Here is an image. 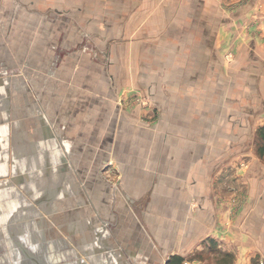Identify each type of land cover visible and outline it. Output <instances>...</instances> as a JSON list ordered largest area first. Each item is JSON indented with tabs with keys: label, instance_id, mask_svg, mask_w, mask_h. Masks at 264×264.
Returning <instances> with one entry per match:
<instances>
[{
	"label": "crops",
	"instance_id": "0c3cea01",
	"mask_svg": "<svg viewBox=\"0 0 264 264\" xmlns=\"http://www.w3.org/2000/svg\"><path fill=\"white\" fill-rule=\"evenodd\" d=\"M9 1L0 75L25 61L17 163L31 198L53 191L54 244L77 264H264V0H25L17 21Z\"/></svg>",
	"mask_w": 264,
	"mask_h": 264
},
{
	"label": "rangeland",
	"instance_id": "374dc122",
	"mask_svg": "<svg viewBox=\"0 0 264 264\" xmlns=\"http://www.w3.org/2000/svg\"><path fill=\"white\" fill-rule=\"evenodd\" d=\"M9 3H10V7H13L14 9L13 12L15 16L14 15L13 16L15 20L16 21L19 20L20 18L16 16V14L17 15L20 13L22 14V10L25 11V6H26L25 0H10ZM234 6L227 7V8L233 9L235 8ZM29 8L37 10L36 8H31V7ZM52 9L53 7L52 8L49 7V9L47 7V11L49 10V12L47 13V16L50 13H52ZM18 11H21V12H18ZM14 18H13V21H14ZM24 38H25V35H24ZM226 56H225V60L229 61L232 58L229 56V59H227L228 57ZM17 62L18 64H15V67L12 63L11 64L9 63V65H7L8 67L5 66V68H3L2 70L4 73L6 72L7 73L0 75V84L2 83L5 85L9 84L10 87L11 85L14 86L16 84L17 85L16 88H18L17 91L13 90V92L12 91L3 92L5 95V99H6L3 105H5V107L7 108L6 109L7 111L6 113H4L5 118L3 117L2 122H0V126L2 127L8 126L11 130L9 129L5 133V136H3L2 141H0V145H1L0 146V164H3V166L0 167V201L4 200V198H7L9 203H12L13 206H17L18 201H22V199H24L27 205L25 209V214L26 212H31V213H29V215H25V217L29 216L28 217L29 219H25L21 217L13 218V221H12L13 228H14L13 246H11L10 248L8 247L7 250L0 249V264H26L27 262H29V264H34L33 259L35 257L32 256V253L38 252L40 250L43 251L45 259L49 261L48 264H52V263L54 264H77V261H76L77 254L76 253L78 254L80 253L83 256V261H84L86 259L85 254H83L85 251L83 250L84 251L83 252L82 250L78 249L76 246H73L74 244H71L73 246L71 247L69 244H67L66 240H64L66 243L63 242L61 247L60 245L59 246L55 245L54 241L62 238L59 233L60 231L58 232V229L50 228L49 224L46 225L45 223H43L45 219L42 221L39 219L38 215H36L37 209H39V205L36 203V201L40 199L41 197L44 198V196L45 197L51 196L53 194V191L51 192V194L48 195L49 192L47 191L49 190H47L46 187L40 188V186H38L39 190L41 191L40 195L38 197L31 198L30 196L31 194H33V191L30 188L28 189L27 187H25V182H23V180L25 178L27 179L28 177L27 172L25 171V166L19 165L17 163V160H19V155H18L17 149L15 148H17L19 138H22L24 136V139H25V134H24L25 133V106L21 107L22 104H20V102L22 101L25 102V66L24 68L21 67V65L23 64L25 65V61L24 63L20 60ZM26 98H28V95L26 96ZM31 99L32 101L30 103L34 101L32 96H30V100ZM130 102L132 103L131 105L134 104L142 108H145L147 106V99L142 94L133 96ZM27 103L29 102L27 101ZM38 116L39 115L32 116L33 118L31 117L30 119L33 128L35 127L41 128L42 126L41 123H39ZM18 133H21V134H18ZM82 174H83V171L80 172V175ZM25 198H27L28 200ZM53 198L54 196L53 197L51 196L50 200L51 199L53 200ZM238 199H239V196L232 195L231 203L238 201ZM228 211L230 213L232 212L230 210V207ZM16 212L20 213L21 215L22 211L18 210ZM43 216L49 219L47 220V223L48 222L50 223V221L51 223H53V220H51L46 214ZM5 220H6L5 218L3 219L0 218V228L1 227L4 228L3 222ZM1 223H3V225H1ZM21 227L25 228L26 230L23 232L22 230H20ZM40 230H42V232L44 231L43 235L46 237V242L43 241V235L39 236L37 234L38 231ZM28 231H30L31 239H34V240L36 239L37 242H35L36 244H32L31 246L24 245L25 247V251H24L22 249L23 247H21L20 244H23V243L25 244V239H24L25 232L27 233ZM61 235L64 236L63 232H61ZM16 238H19L18 239L19 244H17ZM0 248H6V246L1 245ZM30 248L32 250H30ZM53 251H55V254L57 255L60 254V257H55V258H59L58 261L56 262H52L51 261L52 258H50L52 257L51 255L53 254ZM215 258L216 257H215L214 251H210V252L194 253L193 255L190 256L188 260L189 262H198V260H200L202 263H205V264H214ZM182 262H183V259H182ZM171 264H174V263L171 262Z\"/></svg>",
	"mask_w": 264,
	"mask_h": 264
},
{
	"label": "flooded vegetation",
	"instance_id": "af4514ba",
	"mask_svg": "<svg viewBox=\"0 0 264 264\" xmlns=\"http://www.w3.org/2000/svg\"><path fill=\"white\" fill-rule=\"evenodd\" d=\"M11 204L12 203H9L7 198H4V200L0 201V218L6 219L3 222L4 228L3 227L0 228V246L3 245V246H6V248H0L1 250H7L8 247L10 248L11 246H13V237H14V234H13L14 228H13V224H12L13 218L14 217L25 218V209L27 207V205L25 204V200L22 199V201H18L17 206H13V204L12 205ZM18 210L22 211L21 215H20V213L16 212ZM13 212H15V213H13ZM3 223H1V225H3ZM20 230H22L24 232L25 228L21 227ZM18 239L19 238H16L17 244H19ZM24 245H25L24 243L20 244V246L23 247L22 249L25 251ZM32 256H34L36 258V259L35 258L33 259L34 264H48V262H49L45 259V256H44V253L42 250L32 253ZM26 264H29V262H27Z\"/></svg>",
	"mask_w": 264,
	"mask_h": 264
},
{
	"label": "trees",
	"instance_id": "16d2710c",
	"mask_svg": "<svg viewBox=\"0 0 264 264\" xmlns=\"http://www.w3.org/2000/svg\"><path fill=\"white\" fill-rule=\"evenodd\" d=\"M257 136H258L259 141H261L264 144V125L258 129ZM173 263L174 264H181L182 259L178 258V257H174Z\"/></svg>",
	"mask_w": 264,
	"mask_h": 264
},
{
	"label": "bare ground",
	"instance_id": "6f19581e",
	"mask_svg": "<svg viewBox=\"0 0 264 264\" xmlns=\"http://www.w3.org/2000/svg\"><path fill=\"white\" fill-rule=\"evenodd\" d=\"M8 83H9V82H8ZM90 219H91V218H90ZM89 221H90V220H89ZM89 221H88V223H89ZM92 227H93V226H92ZM87 228L89 229L88 226H87ZM72 230H73V229H72ZM71 232H72V231H71ZM94 239H95V238H94ZM105 241H106V240H105ZM84 242H85V240H84ZM84 242H83V244H84ZM85 245H86V244H85ZM94 246H95V245H94ZM83 247H84V246H83ZM87 247H88V246H87ZM106 247H107V246H106ZM106 247H105V248H106ZM95 248H97V247H95ZM102 249H104V248H102ZM106 249H107V248H106ZM86 251H87V250H86ZM113 251H114V250H113ZM101 252H102V251H101ZM101 252H99V253H101ZM106 252H107V251H106ZM49 254H51V253H49ZM109 255H113V254H109ZM109 255H108V256H109ZM51 256H52V257H50V258H52L51 261H52V262H56V261H58L59 258H55V257H60V254L57 255V254H55V251H53V254H52ZM114 256H115V255H114ZM117 257H118V256H117ZM119 258H120V257H119ZM113 259H115V257H114ZM107 260H108V259H107ZM120 260H121V259H120ZM111 262H112V261H111ZM114 262H115L114 264H117L116 261H114ZM120 263H121V262H120ZM52 264H54V263H52Z\"/></svg>",
	"mask_w": 264,
	"mask_h": 264
}]
</instances>
